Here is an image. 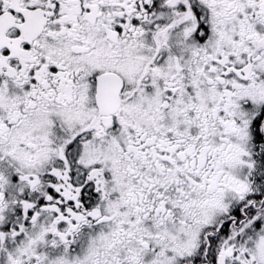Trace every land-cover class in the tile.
<instances>
[{
  "label": "snow or ice",
  "instance_id": "obj_1",
  "mask_svg": "<svg viewBox=\"0 0 264 264\" xmlns=\"http://www.w3.org/2000/svg\"><path fill=\"white\" fill-rule=\"evenodd\" d=\"M0 264H264V0H0Z\"/></svg>",
  "mask_w": 264,
  "mask_h": 264
}]
</instances>
